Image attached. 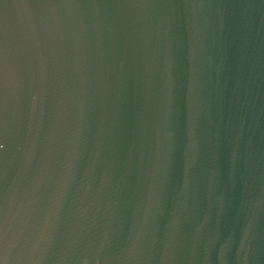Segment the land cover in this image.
Wrapping results in <instances>:
<instances>
[{"label":"water","instance_id":"obj_1","mask_svg":"<svg viewBox=\"0 0 264 264\" xmlns=\"http://www.w3.org/2000/svg\"><path fill=\"white\" fill-rule=\"evenodd\" d=\"M0 264H264V0H0Z\"/></svg>","mask_w":264,"mask_h":264}]
</instances>
